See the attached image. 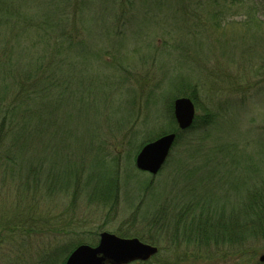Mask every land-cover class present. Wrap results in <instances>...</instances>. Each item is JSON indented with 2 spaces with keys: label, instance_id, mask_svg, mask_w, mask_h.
<instances>
[{
  "label": "rangeland",
  "instance_id": "1",
  "mask_svg": "<svg viewBox=\"0 0 264 264\" xmlns=\"http://www.w3.org/2000/svg\"><path fill=\"white\" fill-rule=\"evenodd\" d=\"M261 3L256 19L264 22ZM246 10V5L234 6L230 0H0V53L6 54V42L1 41L12 20L20 18L19 12L59 22L71 34L73 44L60 50L65 61L56 66L60 82L71 86L69 101L59 114H73L68 145L62 151L79 150L84 184L93 168L99 169L98 174L102 170L95 168L98 162L110 169L112 178L119 172L118 189L100 194L104 199L88 194L73 204L69 193L49 197L41 192L51 200L42 206L51 207L54 220L41 235L17 240L15 251L10 246L12 260H19V252L20 264L36 257L47 240L96 246L106 231L157 246L159 260L154 264H235L230 241L203 246L204 242L181 235L175 240L171 228L164 231L153 220L166 205L174 215L178 205L183 211L189 183L196 189L200 186L201 194L224 195L233 201L238 194L228 193V183L239 186L264 176V88L259 90L264 87V24L249 27ZM183 96L193 100L201 126L209 114L222 115L216 133L224 141L223 150L230 151L229 158L224 151L215 152L213 156L224 158L212 161L206 150L188 161L191 168L186 170V161H174L189 153L181 151L180 141L156 175L139 170V146L177 131L174 101ZM103 119L102 126L94 123ZM79 138L87 144H76ZM200 172L213 176L211 185H203L196 175ZM238 207L233 209L239 212ZM161 215L175 223L174 215L172 219ZM249 238L246 235L240 246L253 245L259 261L264 238ZM239 258L238 264H253L249 256Z\"/></svg>",
  "mask_w": 264,
  "mask_h": 264
},
{
  "label": "trees",
  "instance_id": "2",
  "mask_svg": "<svg viewBox=\"0 0 264 264\" xmlns=\"http://www.w3.org/2000/svg\"><path fill=\"white\" fill-rule=\"evenodd\" d=\"M230 1L234 6L246 5L249 27L264 24L256 19L259 17L257 10L260 11L263 7L261 1L264 0ZM19 16V19L12 20L6 38H2L1 43L6 42V54L0 53V264H20L18 261L23 256L20 252L18 261L11 258L14 255L15 242L28 241L29 238L41 235L51 227L50 224L54 220L53 210L50 206L45 209L42 206L49 204L51 200L43 197L41 192L49 197L69 193L74 197L71 204L72 202L77 204L78 199L88 194L91 198L94 196L103 198L104 196L100 194H114L118 189V182L115 179L119 177V172L116 171L114 173L117 174L112 178L109 175L110 169L102 166V162H98L95 168L102 167V170L98 174L95 170L99 169L93 168V171L89 172L91 179L84 184L83 165L82 169L78 168L79 150L76 148L71 153L62 151V148L68 145L67 130L73 114H59L69 101L66 96L71 86L69 82H60L56 66L65 61L60 57V50L71 46L73 40H70L71 34L59 22L36 20L21 12ZM64 74L66 75L67 71L64 70ZM74 93L72 95L75 97ZM131 101L130 104H134V100ZM70 111L72 112V109ZM221 116L209 114L208 120L203 121L205 125L201 126V120L197 115L193 124L185 130H181L176 123L175 143L178 145L181 144L180 141L183 142L184 148L181 151L189 153L185 158L183 155L177 156L174 161H186L187 170L191 168L188 161L199 158L206 150L212 161L229 158L226 152L230 151L223 150L221 145L224 141L216 133L220 130ZM173 118L175 119L174 115ZM253 120L254 118L251 122H255ZM103 121L104 119L97 120L94 123L102 126ZM117 121L119 124L124 123V119ZM93 134L96 132L87 136L91 137ZM82 139L76 140V144L81 147L84 143ZM207 139H210L211 143L207 144L205 142ZM143 145L141 144L138 149L140 150ZM222 151L225 152L223 158L212 155ZM208 164L209 162L204 160V167ZM252 170L258 168L252 165ZM196 175L204 186L211 185L214 181L209 173L200 172ZM228 185L229 194H238L237 197L234 196L233 201L224 195L201 194L200 186L196 189L189 183L185 193L186 205L181 207L183 211L178 210V205L174 208L177 211L174 215L166 205L160 212L155 213L153 224L160 226L164 231L165 228H171L170 232L174 234L175 240L181 235L190 237L191 240L202 241L203 246L212 241H230L234 246L231 258L235 264L240 263L239 257L247 256L250 257V263L264 264L257 261L258 250L253 245H249L250 247L244 245V249L243 245L240 246V241L246 235H249L252 241L258 237L264 238V176L257 178L255 182L248 180L237 186L232 181ZM211 188L214 189L215 185ZM9 194L14 197H10ZM44 202L46 204H43ZM238 202L240 204H237ZM234 205L239 206V212L237 208L233 209ZM227 209L231 211L227 212ZM161 214L171 216V219L174 215L175 223L167 222ZM242 220L244 222L240 225ZM63 232L68 234L66 230ZM63 232L61 234H64ZM74 242L60 245L47 240L37 250L36 257L25 259L23 264H65L68 255L77 246ZM10 246H13L14 251ZM158 260L157 254L148 261L130 264H154Z\"/></svg>",
  "mask_w": 264,
  "mask_h": 264
},
{
  "label": "water",
  "instance_id": "3",
  "mask_svg": "<svg viewBox=\"0 0 264 264\" xmlns=\"http://www.w3.org/2000/svg\"><path fill=\"white\" fill-rule=\"evenodd\" d=\"M174 116L181 130L189 128L196 118V106L190 97L174 101ZM177 133L172 132L146 143L138 152L136 167L156 175L164 166L174 146ZM159 251L155 245L139 238H124L110 232H102L96 246L81 244L67 257L65 264H130L148 261ZM259 261L264 263V253Z\"/></svg>",
  "mask_w": 264,
  "mask_h": 264
}]
</instances>
